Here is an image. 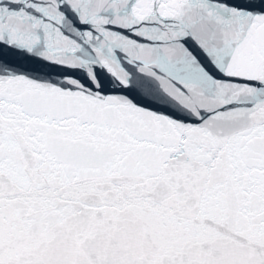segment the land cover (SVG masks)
Segmentation results:
<instances>
[{"label": "snow or ice", "instance_id": "snow-or-ice-1", "mask_svg": "<svg viewBox=\"0 0 264 264\" xmlns=\"http://www.w3.org/2000/svg\"><path fill=\"white\" fill-rule=\"evenodd\" d=\"M0 264H264V0H0Z\"/></svg>", "mask_w": 264, "mask_h": 264}]
</instances>
